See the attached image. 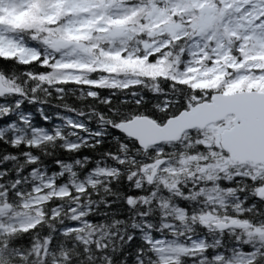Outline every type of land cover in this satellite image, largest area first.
Wrapping results in <instances>:
<instances>
[{
    "label": "trees",
    "instance_id": "1",
    "mask_svg": "<svg viewBox=\"0 0 264 264\" xmlns=\"http://www.w3.org/2000/svg\"><path fill=\"white\" fill-rule=\"evenodd\" d=\"M152 1L127 0L126 4L143 5ZM19 36L26 45L36 48L39 55L23 60L16 51L0 52V75L4 83L16 91L0 97V185H4L0 188V249L7 250V254L0 251V264H9L12 252H24L37 240L45 239L49 240L48 248L40 251L47 258V264H55V254L65 247L74 248L78 254L73 264H77V260L79 264H105L98 250L100 244L106 246L111 264H264V244L258 240L260 233L254 232L256 228L264 232V197L258 196L259 189L264 187V166L232 163L220 147L216 132L210 131L211 127L189 131L178 142L163 143L148 156L137 157L145 169L140 188H133L121 177L110 186L114 193L107 198V206L100 202L98 195L88 197L92 203H86L80 197L84 188L77 181H83L95 167L93 162L85 163L83 158L92 157L94 161L96 157L89 151H72L82 139H91L90 134L82 130L86 121L47 105L38 110L35 102L23 98L18 87L25 78L48 71L47 67L37 66L34 61L42 58L45 65L52 66L59 51L44 43L42 32L24 29ZM146 40L151 41L146 33L136 34L129 39L127 47L143 56ZM189 42L190 38H172L164 50L169 52L170 58L180 59ZM232 53L235 55L234 48ZM100 74L101 71H96L90 78ZM40 78L44 79L43 76ZM140 78H148L165 90L164 95L169 101L167 111L158 113L145 104L147 114L140 115L159 124L208 100L213 92L196 89L169 77ZM33 83L30 82L28 88L31 89ZM140 83L139 80L124 87H138ZM56 86L99 90V86L72 80L56 81ZM159 98L149 96L150 101ZM5 107L9 108L7 114L2 111ZM230 122L228 118L214 126L230 125ZM57 131L65 135V147H45ZM18 140L30 143L12 147L11 144ZM135 143L132 140V144ZM41 148H45L44 152ZM5 156H8L7 160ZM159 158L164 159L162 167L155 177L148 179L151 165ZM76 159L84 166L74 165ZM73 171L77 173L76 177L72 176ZM69 191L78 197L79 209L74 203H65ZM121 193L144 199L132 209L124 203ZM84 209L90 214L79 220L66 218V215H78ZM113 220L122 221L118 228L126 231L112 228L105 236L103 229L94 230L90 237L81 233L80 241L72 239L85 225L95 229L102 224L110 226ZM230 220L245 225L226 230L217 228L218 222ZM250 232L255 238L246 242ZM129 236L132 237L130 240ZM89 238L91 244L87 243ZM159 240L175 241L186 245L187 249L163 256L156 246ZM88 248L94 256L87 255L85 249Z\"/></svg>",
    "mask_w": 264,
    "mask_h": 264
},
{
    "label": "rangeland",
    "instance_id": "2",
    "mask_svg": "<svg viewBox=\"0 0 264 264\" xmlns=\"http://www.w3.org/2000/svg\"><path fill=\"white\" fill-rule=\"evenodd\" d=\"M126 2L0 0V52L16 51L23 60L37 57V49L19 36L21 30L28 29L42 32L44 43L59 51L51 67L65 75L56 81L100 86L106 81L82 79V74L101 71L100 76L127 73L135 77H169L205 91L264 92V0H153L143 5ZM140 33L151 39L143 43V56L127 47L129 39ZM172 38H190L183 58H170L164 50ZM58 39L70 44L57 50L54 43ZM152 55L156 60L149 63ZM138 81L129 80L124 86ZM227 126L210 128L216 132L218 142ZM151 170L153 165L148 179L152 178ZM156 246L163 256L187 249L186 245L167 240L157 241Z\"/></svg>",
    "mask_w": 264,
    "mask_h": 264
},
{
    "label": "clouds",
    "instance_id": "3",
    "mask_svg": "<svg viewBox=\"0 0 264 264\" xmlns=\"http://www.w3.org/2000/svg\"><path fill=\"white\" fill-rule=\"evenodd\" d=\"M141 55H143L141 53ZM156 57H149L148 62H155ZM37 66H45L48 71L45 73H37L32 77H27L24 82L18 87L21 88L23 98L29 102H35L37 109H42L47 105L53 108H59L62 111H68L74 115L80 116L86 121L82 130L85 133H89L91 139H82L80 143L72 150L75 152L89 151L94 154L96 159L93 161L92 157L85 156L84 162H93L95 167L88 173L83 181L78 180L84 191L80 194V197L84 198L86 203H92L88 200V197L98 195L100 202L105 203L107 206L109 201L108 197L112 196L114 190L110 187L112 183L118 182L121 177L127 182L131 183L133 188L141 187V177L145 171L142 162L137 157H146L149 152L156 148L155 145H140L139 142L132 144L134 138L127 137V134L123 131L122 124L131 119L135 115L147 114L144 109L145 104H149L152 110L158 113H164L169 107V101L164 95L165 90L162 87H158L157 84L148 78H140L132 76L127 73L113 74L97 76L96 79L104 80L105 83H101L99 90L92 91L90 88L76 87L60 89L56 86V80L58 77L65 75L64 72L54 71L51 64L45 65L42 58L34 61ZM43 76L44 79L40 77ZM91 77L90 73L82 74V79H88ZM139 79L141 81L138 87H124L129 80ZM34 81L32 88H28V84ZM106 92L107 94H102ZM147 93L148 95H145ZM149 96L160 98L149 100ZM2 111L7 114L9 108L5 107ZM154 118V117H153ZM67 120L68 118L65 117ZM159 122V121H158ZM94 132V135L92 134ZM59 141V143H57ZM21 143L26 146L30 141H15L11 144L12 147H19ZM66 137L61 132L57 131L50 140L46 142L45 147L53 149H63L65 147ZM108 145V147H105ZM44 152L45 148L40 149ZM51 155V153H48ZM5 160L8 156L4 157ZM111 161V163H109ZM63 164L64 162H59ZM74 165L81 167L84 164L80 159H76ZM70 167L72 165H69ZM72 176L76 177L77 173L72 172ZM4 185H0L3 188ZM90 189V191H89ZM2 194V193H0ZM124 203L135 209L138 201L143 200V197L124 196ZM78 197L73 196L71 191L68 193V198L65 203L76 204V209H79L81 205L77 203ZM98 206V205H97ZM39 211V209H37ZM75 211V209H74ZM89 211L84 209L80 211L78 215H66L67 219L79 220L81 217L89 215ZM40 219H43L41 217ZM59 222H63L62 220ZM47 223V221H45ZM123 223L122 221L113 220L110 222V226L101 225L100 228L82 227L80 232L75 233L72 239L76 241L81 240V233L84 236H89L95 232H99L103 229L104 235L107 236L112 228H118ZM119 231H126V229L118 228ZM255 233H260L258 238L261 244H264V232L261 229H254ZM132 237L129 236V240ZM255 237L250 232L246 242H251ZM239 240L240 237L238 236ZM91 244V239L87 241ZM111 241H109V244ZM49 240L43 241L37 240L35 245L24 252H12L9 254V264H47V258L41 253V248L47 249ZM105 245L100 244L99 251L103 255L105 264H111V257H108L105 252ZM111 250V249H109ZM7 254V250H2ZM88 256H94L95 253L90 248L85 249ZM77 252L74 248L65 247L59 250L55 254V264H73L74 259H77ZM77 264L79 261L77 260Z\"/></svg>",
    "mask_w": 264,
    "mask_h": 264
},
{
    "label": "water",
    "instance_id": "4",
    "mask_svg": "<svg viewBox=\"0 0 264 264\" xmlns=\"http://www.w3.org/2000/svg\"><path fill=\"white\" fill-rule=\"evenodd\" d=\"M202 11H206L203 7ZM70 43L63 39L55 41V48L63 50ZM0 75V97L15 94ZM231 117V125L219 134L220 146L229 160L238 165L253 164L264 166V92L246 90L232 93L213 92L204 100L168 118L163 124L148 116H134L121 126L127 137L134 138L140 145H161L181 140L185 133L194 129L204 130ZM164 163L157 159L153 163L155 177ZM264 197V187L258 191ZM236 221H220L219 230L244 226Z\"/></svg>",
    "mask_w": 264,
    "mask_h": 264
},
{
    "label": "flooded vegetation",
    "instance_id": "5",
    "mask_svg": "<svg viewBox=\"0 0 264 264\" xmlns=\"http://www.w3.org/2000/svg\"><path fill=\"white\" fill-rule=\"evenodd\" d=\"M209 100V99H208ZM210 127H212V126H210Z\"/></svg>",
    "mask_w": 264,
    "mask_h": 264
}]
</instances>
